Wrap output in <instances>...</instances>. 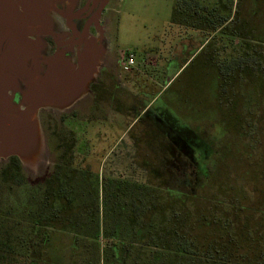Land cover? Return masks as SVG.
<instances>
[{
    "label": "rangeland",
    "instance_id": "rangeland-1",
    "mask_svg": "<svg viewBox=\"0 0 264 264\" xmlns=\"http://www.w3.org/2000/svg\"><path fill=\"white\" fill-rule=\"evenodd\" d=\"M237 1L200 0L207 8H216L220 15L227 17L234 13ZM175 3L176 0H112L111 3L107 41L113 53L123 58L126 54L134 52L136 54L134 68L142 66L148 74L155 76L157 86L164 80L158 82L164 61L170 59V55L178 46H182V40L191 39L199 30L194 26L195 19H191L190 16H182L181 21H174ZM249 5V1L245 2V11ZM247 12L252 15L257 12L260 16L257 19L261 20L264 26V5L251 2ZM210 34H201L198 41L208 40L211 38ZM220 36L221 32L217 33L216 38H211L212 48H222L221 55H218L219 59L215 61H220V57H223L222 61L230 59L231 55L243 52L239 38L229 40L222 37L220 40ZM219 41L221 43H217ZM197 44L193 40L188 46L185 45L182 63L176 60L170 66L172 74L181 70L180 79L174 88L159 100L156 108H146L143 99L126 106L124 112L104 105L99 108L101 111L97 110L87 115L79 113L77 119H74V114H64L60 127L64 133L75 134L78 140L77 153L74 157L75 166L81 170L87 169L89 174L98 180L100 189L105 178L119 176L132 182L150 185L159 198L160 209L174 205L183 211L186 218V221H183L184 230L188 235H192L191 238L198 244L215 248L218 246L221 252L219 255L223 254L222 248H230L231 245L238 244L235 246L234 256L239 261L252 263L254 260L256 264H264V256L257 253L264 249L262 82L257 81L254 76L249 77V80L248 77L246 80H239L237 93H233L232 96L228 93V98L231 100L233 98L229 107H227L229 100L224 95L226 103L223 107L218 103L221 111L218 112L219 114L216 115L213 110L205 108L197 115V112L191 111L199 107L189 102L191 93L194 92L192 100L201 98L203 103L207 104L215 97L214 67L212 64L209 65L207 50L194 55ZM154 52L162 57L158 56L157 60L154 59L159 65H147L146 56H152ZM262 53L264 56V49ZM109 56L113 57L111 54ZM262 70H264L263 65L255 64L256 74H261ZM122 74L125 76V72ZM261 78L264 79L263 76ZM199 91L202 92V96H199ZM179 94L181 97H177ZM184 97H187V102L186 106L182 107L178 101ZM157 108L176 116L181 127L189 126L198 132L200 138L203 137L206 149L196 144L188 145L190 152L192 151L196 158L199 157L204 162V166L200 169L203 173L201 178L197 179L195 175L191 177L187 171L190 169L187 164L180 167L184 170L182 174L175 171L173 178L162 177L161 163L151 161L153 152L160 153L159 148L155 147L152 150L149 146L155 140V132L158 128H164V133L167 132L174 141H179L175 131L170 130L158 117ZM181 108L186 109L185 113ZM39 119L41 123L40 114ZM41 127L48 153L47 133L42 123ZM139 153L141 155L137 157ZM49 158L51 157L47 154L46 159ZM153 164L159 167L151 168L150 165ZM22 168L31 185L41 184L45 178L44 171H41V167L38 168L35 163H31L29 167L23 164ZM28 190V185L20 188L14 186L10 193L8 190H0V197L4 195L1 198L3 201L7 198L8 203L5 207H18V201L26 199ZM100 205H102V197ZM173 215L175 210L166 213L167 219H172ZM236 234L245 237L238 238ZM222 235L228 237H222L218 241L219 244L214 242ZM230 235L235 236V241L230 240ZM71 238L69 235L60 236L59 241L68 242ZM98 242L103 252L106 241L100 237ZM76 260L77 258L71 254L66 256L63 254L61 258L66 264H74Z\"/></svg>",
    "mask_w": 264,
    "mask_h": 264
},
{
    "label": "trees",
    "instance_id": "trees-1",
    "mask_svg": "<svg viewBox=\"0 0 264 264\" xmlns=\"http://www.w3.org/2000/svg\"><path fill=\"white\" fill-rule=\"evenodd\" d=\"M187 10L196 13V18L190 16L195 19L196 28L211 33L222 28L224 36L234 35L230 33L234 25L232 15H220L216 8L209 9L199 0H176L174 21H181ZM235 19L238 25L245 24L238 15ZM238 36L245 43L243 52L220 65L222 93L218 103L221 107L226 103L224 95L228 98V93L236 94L239 80L247 77L249 80L254 76L262 82L264 91L261 78L264 70L255 73V64L263 65L264 69V37L255 33L251 38L245 30H239ZM252 40L256 44L251 47ZM228 100L227 107L233 98ZM56 136H59L56 152L61 156L45 184L31 185L17 157H12L0 170L1 191L10 193L14 186L29 187L26 199L18 201V207H5L7 198L3 201L4 195L0 197V264H41V245L45 241L50 248L49 236L55 234L59 239L72 237L68 242H59V249L61 256H75L74 264H252L239 261L232 245L222 248L223 254L219 255L218 246L207 247L189 238L184 230L183 211L174 205L160 209L159 198L150 185L117 183L112 186H138L141 190L115 188L108 192V184L103 182L101 190L98 180L87 169L75 166L78 143L75 134L64 133L62 129ZM174 210L172 219H167L166 213ZM132 234L140 238H130ZM100 237L106 241L103 252L98 242ZM61 264L66 263L61 261Z\"/></svg>",
    "mask_w": 264,
    "mask_h": 264
},
{
    "label": "flooded vegetation",
    "instance_id": "flooded-vegetation-1",
    "mask_svg": "<svg viewBox=\"0 0 264 264\" xmlns=\"http://www.w3.org/2000/svg\"><path fill=\"white\" fill-rule=\"evenodd\" d=\"M200 1V0H199ZM249 1L251 7L252 3H261L264 5V0H238L237 6L234 9V13L232 14V20H234V25L230 28V33H234V35L224 36L222 34V28L218 29L216 32H207L204 28L199 29L198 31V37L202 35H205V33H211V38H216L217 33L221 32V38L225 37L229 40L233 38H239L242 42V46H245V43L243 39H241L238 36L239 30H245L247 33H249L252 36L256 34L261 35L264 34V26L262 25V21L257 19L259 14L257 12H254V15L247 12L249 11V8L245 11V2ZM78 2L71 0L68 1L67 6L61 7L60 9H56L51 12H59L54 13L56 15L63 14L64 19L58 18L59 23L56 27L52 25L50 28L54 34H47L44 36V42H45V59H47V63L54 64V66L58 67L57 69L69 72L70 70L74 69L73 75L78 74V69L81 70V57L84 55L86 42L81 43L80 45L76 44L78 41H84L85 39H88L86 37V30H88V34L91 36H97L98 35V29H103L104 36L106 37V40H108V34H107V23L109 22V14L111 12V3L112 0H79ZM240 7V9H239ZM244 7V8H243ZM243 8V9H242ZM242 9V10H241ZM55 15V16H56ZM243 18L244 25L240 26L239 21L235 19L236 17ZM192 16L197 17L196 13L190 12L187 10L186 17ZM199 17V16H198ZM263 26V27H262ZM86 37V38H85ZM264 37V35H263ZM211 38L208 40H203L201 42V47L196 51L194 50V55L196 53L201 54L205 50H207V60H209V65L212 64L215 70V80H214V99L211 103H203L201 98L197 99L196 101L192 100L191 97H193L194 92L191 93L189 102L194 103L197 105V110L192 109L191 111L197 112V115L202 113L205 108L213 110V112L217 115L220 109V106H218V99L219 95L222 93V72H221V63L222 59L220 57V61L218 60V55L222 52V48L211 47ZM191 41L195 40L194 37L190 39ZM232 42V41H231ZM217 43H221L220 41ZM216 43V45H217ZM192 44V43H191ZM256 43L254 40L250 41V46H254ZM222 45V44H221ZM216 49V51H214ZM110 54L107 53L105 56V59L101 63V65L98 67L97 74L93 77V79L89 83V88L87 93L76 103L71 105L70 107L65 108L64 110L56 109V108H44L40 111L41 116V123L46 130L47 135V145L49 148V152L47 153L48 156L51 158L45 159V162L41 166V171H44L45 178L42 181V184H45L47 179L52 176L54 173V168L58 163V160L60 158V152H56V146L59 142V136L57 138L56 133H60L62 131V127H60V122L62 121V115L64 114H74V119L78 118L79 113H85L87 115L88 113L94 112V111H101L99 108L103 107L104 105H108L112 109H118L119 112H124L126 109V106L133 105L137 100H140L141 97L136 96L134 91L129 87V84L133 81L131 80V77L127 75L128 70L125 69V67L122 65L121 59L114 55L110 58ZM221 55V54H220ZM219 55V56H220ZM238 54H233L230 56V58L237 57ZM59 58V59H58ZM110 58V59H109ZM191 59V58H190ZM189 59V60H190ZM167 61V60H165ZM169 62H171V59H168V63L163 65V69L161 70L160 76L166 80V78H169V81L166 83L165 81V88L161 92L160 96L154 100V102L148 107V109L156 108L157 103L161 98H164L165 94L174 88V86L179 82L180 76L178 72H175L172 74V67L169 66ZM48 64V65H49ZM159 65V64H158ZM131 70V69H130ZM125 72V76L122 74ZM168 80V79H167ZM129 82V84H128ZM199 96H202V92H198ZM198 93L196 95H198ZM181 94V91H180ZM177 97H181V95ZM187 97L181 98L180 105L182 107L186 106V100ZM22 101V98L19 94H16L15 96V103H20ZM220 102V101H219ZM159 110L158 117L162 120V122L165 123L169 127L170 130L175 131L176 135L179 137V141H174L173 138L165 131L164 128H158L155 132V140L149 144V146L153 148L157 147L160 149V153H152L151 161H155L158 163H161L163 169V175L162 177H171L175 175V171L182 174L184 170H181L182 165H186L187 167H190V169L193 171H189L191 177H195L197 179L201 178L203 175L202 171L200 172V169L204 166V162L201 161V159L196 158L192 151L190 152L188 145H197L200 146L203 149H206V143L203 141V137L200 138L198 132H196L195 129L187 126L181 127L178 124V121L176 120V116L170 115L167 113L166 110H163L161 108H157ZM183 110L182 112L185 113V108H181ZM55 114L61 115L60 117H57ZM55 118V119H54ZM58 120H60L58 122ZM150 125V124H149ZM148 135V131L146 132V136ZM199 138V139H198ZM176 139V138H174ZM203 139V140H202ZM198 142V143H197ZM200 142V143H199ZM141 153L137 155V157H140ZM12 158V157H11ZM2 160L0 162V170L8 165L10 162V159ZM151 168L157 169L159 165H150ZM171 167V168H170ZM206 168V166H205ZM165 171V172H164ZM75 174H77L75 172ZM195 175V176H194ZM175 177V176H174ZM104 182H107V191L111 192L115 188H118V190H126V188L129 190H134L135 192H139L141 188L138 186L136 187H127L125 185L122 186H112L117 183H132L135 185H141L137 182H132L129 180H126L123 177H110L105 178ZM152 189H154L152 187ZM141 235V234H140ZM237 235V234H236ZM47 237V235L45 236ZM50 238L48 241H50L48 244L50 248H48L47 242H43L41 245V264H61V251L59 249L60 241L58 236L50 235ZM126 237V236H125ZM130 238L133 239H139L140 236L138 235H130ZM193 237L192 235H189V238ZM222 237H228L222 235L220 239H215L216 241H220ZM235 236L230 235V240L235 241ZM239 238L245 237L244 235H237ZM250 237V235L248 236ZM193 239V238H192ZM247 240V239H246ZM53 242V243H52ZM238 244L234 245L235 246ZM233 246V245H232ZM53 248V249H52ZM253 249V247H252ZM261 253L264 256V249L257 252ZM262 256V257H263ZM255 261L253 260L252 264H254Z\"/></svg>",
    "mask_w": 264,
    "mask_h": 264
},
{
    "label": "water",
    "instance_id": "water-1",
    "mask_svg": "<svg viewBox=\"0 0 264 264\" xmlns=\"http://www.w3.org/2000/svg\"><path fill=\"white\" fill-rule=\"evenodd\" d=\"M68 1L0 0V162L17 157L21 165L40 168L47 156L40 111L64 110L80 100L105 59L108 41L98 29L97 36L86 30L88 39L76 43L86 42L78 74L47 63L44 36L65 17L51 11Z\"/></svg>",
    "mask_w": 264,
    "mask_h": 264
},
{
    "label": "crops",
    "instance_id": "crops-1",
    "mask_svg": "<svg viewBox=\"0 0 264 264\" xmlns=\"http://www.w3.org/2000/svg\"><path fill=\"white\" fill-rule=\"evenodd\" d=\"M108 29L107 28V34H108ZM200 31H197L193 37L195 38V43H198L196 46V51L201 47V42L198 41V34ZM190 39H184L182 40V46H178L174 52H172V55H170V59L171 62H169V66L173 65V62L176 60H179V62H181L182 55L185 52V48L186 46H188V43L190 42ZM192 42V41H191ZM187 43V44H186ZM186 45V46H185ZM216 48V47H214ZM214 51H216V49H214ZM109 53L111 55H115V53H113V50L110 46L109 43H107V48H106V54ZM134 53V52H132ZM135 54V53H134ZM106 56V55H105ZM161 57L158 53H155L152 56H146V61L145 63L147 65H153V66H157L159 63H157L154 59L157 60V57ZM120 59V56H117ZM162 58V57H161ZM166 58V57H165ZM135 61H136V54H135ZM168 63L167 61H164V65ZM182 63V62H181ZM185 65V64H184ZM163 66V65H162ZM133 67V68H132ZM130 69H128V73L127 75L129 77H131V80L133 81L132 83L129 84V87L134 91L136 96L141 97V99L145 100L144 103H146V108H148L156 98H158L161 94V92L164 90L165 88V81L166 83L169 81V78H166V80L161 81L162 78L160 75V77L158 78V82L161 81L163 82L162 84L159 82V85L157 86L156 81H155V76H152V74H148L142 66L134 68L135 66L133 65ZM164 67V66H163ZM179 71V70H178ZM168 79V80H167ZM155 89V91H154Z\"/></svg>",
    "mask_w": 264,
    "mask_h": 264
},
{
    "label": "built area",
    "instance_id": "built-area-1",
    "mask_svg": "<svg viewBox=\"0 0 264 264\" xmlns=\"http://www.w3.org/2000/svg\"><path fill=\"white\" fill-rule=\"evenodd\" d=\"M122 65L125 69H130L135 64V54L130 52L121 59Z\"/></svg>",
    "mask_w": 264,
    "mask_h": 264
}]
</instances>
